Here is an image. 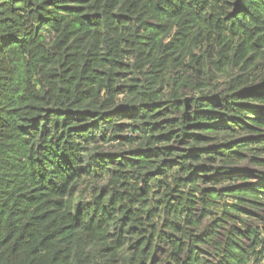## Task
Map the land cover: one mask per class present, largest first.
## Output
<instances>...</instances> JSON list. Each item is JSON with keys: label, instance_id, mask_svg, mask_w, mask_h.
Here are the masks:
<instances>
[{"label": "trees", "instance_id": "trees-1", "mask_svg": "<svg viewBox=\"0 0 264 264\" xmlns=\"http://www.w3.org/2000/svg\"><path fill=\"white\" fill-rule=\"evenodd\" d=\"M0 264H264V0H0Z\"/></svg>", "mask_w": 264, "mask_h": 264}]
</instances>
